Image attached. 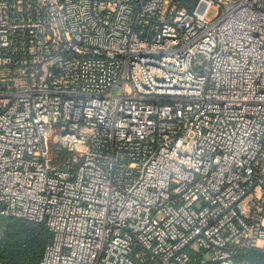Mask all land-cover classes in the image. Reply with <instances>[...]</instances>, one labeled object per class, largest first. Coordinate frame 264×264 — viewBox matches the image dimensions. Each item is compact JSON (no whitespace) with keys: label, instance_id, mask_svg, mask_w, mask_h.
<instances>
[{"label":"built area","instance_id":"1","mask_svg":"<svg viewBox=\"0 0 264 264\" xmlns=\"http://www.w3.org/2000/svg\"><path fill=\"white\" fill-rule=\"evenodd\" d=\"M0 215L39 264L264 252V0H0Z\"/></svg>","mask_w":264,"mask_h":264},{"label":"trees","instance_id":"2","mask_svg":"<svg viewBox=\"0 0 264 264\" xmlns=\"http://www.w3.org/2000/svg\"><path fill=\"white\" fill-rule=\"evenodd\" d=\"M51 232L43 222L0 215V259L2 264H39ZM237 262L264 264V252L248 249Z\"/></svg>","mask_w":264,"mask_h":264}]
</instances>
